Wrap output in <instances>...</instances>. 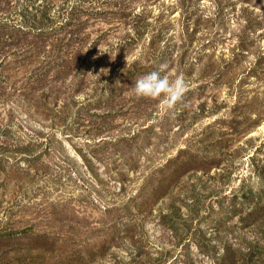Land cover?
I'll return each mask as SVG.
<instances>
[{"label":"rangeland","instance_id":"374dc122","mask_svg":"<svg viewBox=\"0 0 264 264\" xmlns=\"http://www.w3.org/2000/svg\"><path fill=\"white\" fill-rule=\"evenodd\" d=\"M0 264H264V0H0Z\"/></svg>","mask_w":264,"mask_h":264},{"label":"clouds","instance_id":"9594fccd","mask_svg":"<svg viewBox=\"0 0 264 264\" xmlns=\"http://www.w3.org/2000/svg\"><path fill=\"white\" fill-rule=\"evenodd\" d=\"M185 81L182 75L170 81L161 75L160 71L154 70L141 75L132 86V91L139 97L152 98L162 94L171 103L182 95L185 89Z\"/></svg>","mask_w":264,"mask_h":264}]
</instances>
